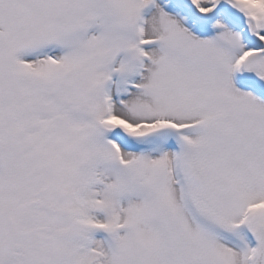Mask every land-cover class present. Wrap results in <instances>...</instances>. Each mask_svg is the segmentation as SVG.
<instances>
[{"label": "snow or ice", "instance_id": "1", "mask_svg": "<svg viewBox=\"0 0 264 264\" xmlns=\"http://www.w3.org/2000/svg\"><path fill=\"white\" fill-rule=\"evenodd\" d=\"M0 264H264V0H0Z\"/></svg>", "mask_w": 264, "mask_h": 264}]
</instances>
